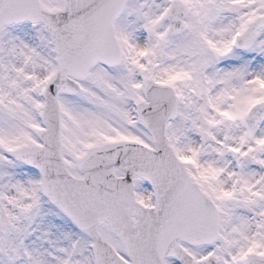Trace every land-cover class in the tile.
Instances as JSON below:
<instances>
[{"label": "snow or ice", "instance_id": "6c2138e0", "mask_svg": "<svg viewBox=\"0 0 264 264\" xmlns=\"http://www.w3.org/2000/svg\"><path fill=\"white\" fill-rule=\"evenodd\" d=\"M0 264H264V0H0Z\"/></svg>", "mask_w": 264, "mask_h": 264}]
</instances>
